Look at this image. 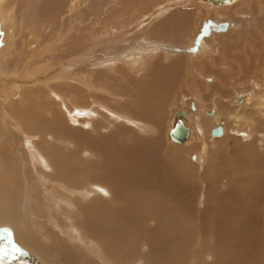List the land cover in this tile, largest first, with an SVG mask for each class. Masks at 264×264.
<instances>
[{
	"label": "bare ground",
	"instance_id": "obj_1",
	"mask_svg": "<svg viewBox=\"0 0 264 264\" xmlns=\"http://www.w3.org/2000/svg\"><path fill=\"white\" fill-rule=\"evenodd\" d=\"M244 1L0 0V264H264V0L251 38ZM256 134L252 169H222Z\"/></svg>",
	"mask_w": 264,
	"mask_h": 264
},
{
	"label": "rangeland",
	"instance_id": "obj_2",
	"mask_svg": "<svg viewBox=\"0 0 264 264\" xmlns=\"http://www.w3.org/2000/svg\"><path fill=\"white\" fill-rule=\"evenodd\" d=\"M190 2L188 3L189 6H192L193 4L196 5V1L197 0H189ZM251 2H248V4L245 6V1L244 2H240L241 3V6H237L235 5L233 7V10L235 11L234 14L232 15V17H235V15H238L240 20L235 22V27L237 26V29L239 30V32L243 35V34H246L247 36L249 35V37L251 38V35L254 33L252 30H250L251 28V24L248 22L249 21V16L248 14H245L243 16V14H241V9L245 6V12L244 13H249L250 16L253 18V14H255L257 16V18L259 19V23H260V16L256 13L255 11V6H257V3H261L260 0H258V2H255L257 0H250ZM191 4V5H190ZM243 5V6H242ZM204 9L206 8L207 9V6L205 7V5L203 6ZM209 11H212L211 9ZM203 13V12H202ZM232 14V12H231ZM204 16V15H203ZM205 17V16H204ZM89 21V20H88ZM210 20L206 21V23H208ZM225 20L222 21V23L220 24H223V23H226L224 22ZM227 24V23H226ZM203 30V29H202ZM226 31V30H225ZM228 31V30H227ZM204 32V31H202ZM229 35H227L228 37ZM239 38H240V35H239ZM238 36H237V41H238V46L239 48H241L244 52V54L247 53V51L244 49L242 43L240 42ZM43 46L44 43H43ZM45 52V51H44ZM46 53V52H45ZM224 65H221L219 66V68H217V70L213 71L214 74H210V79H212L211 82H207L206 83V87H205V90H206V93L207 95H211V93L213 91H215L218 87L219 84L223 83V81H225L226 78H223L222 75L223 73H229L228 69H223ZM226 82V81H225ZM211 85V86H208V85ZM237 85L239 87V82H232L230 85H228V91L226 93H224V97L222 99H218L216 102H212L211 100H208L206 101L204 104L206 107H210L211 105H216V106H219L221 109H222V112H227V107H226V100H228V98H233L234 96L230 95L229 92V89H230V86L231 85ZM186 93H190L189 90H185ZM179 103V101H178ZM176 103V105L179 106H182V104L180 103V105ZM169 120V118H168ZM168 120H166V122H168ZM221 120L225 123H229L231 120L227 121V118L226 116H222L221 117ZM230 130L231 132L229 133V137L227 139V143L226 144H230V145H235V144H238V143H242L243 141L241 140L242 139V135L241 134H238L236 133V130H243V126H241L240 128L236 127L235 125H233V123L230 122ZM216 126H214L213 128H215ZM246 129V127H245ZM235 130V131H233ZM128 135H131L133 137V139L131 140L132 142L134 140H136L135 136L133 134H128ZM222 136V135H221ZM221 136H212L211 134V137L212 138H218V137H221ZM240 136V137H239ZM254 139L252 140H249L248 143L246 144L245 146V154L242 153V155H239V154H232L230 156V159H227V160H221L219 161V165L222 167V169H226L225 167L228 166H232V162L233 163H240V162H243L245 168L249 171L252 169V165L250 164V160H251V152H250V144H251V141H254L256 138H258L257 134L255 136H253ZM131 141L129 143H131ZM250 142V143H249ZM213 143V148L214 149H220L221 147L224 146V143H223V140L221 142V139L219 140H215V141H212ZM223 144V145H222ZM205 165V164H204ZM240 177V176H239ZM238 178V177H237ZM23 249V248H22ZM23 250H26V249H23Z\"/></svg>",
	"mask_w": 264,
	"mask_h": 264
},
{
	"label": "water",
	"instance_id": "obj_3",
	"mask_svg": "<svg viewBox=\"0 0 264 264\" xmlns=\"http://www.w3.org/2000/svg\"><path fill=\"white\" fill-rule=\"evenodd\" d=\"M211 2H217L218 4H222V3H229L230 0H211ZM226 24H220L219 27L221 29H226ZM209 29V24H205L204 25V31H207ZM192 108L195 109V105L192 104ZM181 116L185 115L184 111H180L179 112ZM207 114H209L210 116L213 115V110L210 112H207ZM188 133H189V128L184 126V123L180 120V122H178L175 126V128L171 131V137L172 139L178 141V142H184L187 140L188 138ZM211 134L213 136H221L223 134V128L222 126H217L215 128L212 129Z\"/></svg>",
	"mask_w": 264,
	"mask_h": 264
}]
</instances>
